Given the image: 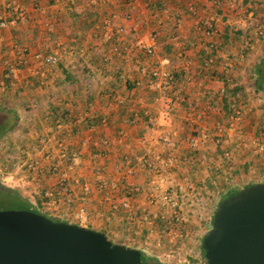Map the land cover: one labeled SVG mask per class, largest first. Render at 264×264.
I'll list each match as a JSON object with an SVG mask.
<instances>
[{
	"label": "crops",
	"instance_id": "crops-1",
	"mask_svg": "<svg viewBox=\"0 0 264 264\" xmlns=\"http://www.w3.org/2000/svg\"><path fill=\"white\" fill-rule=\"evenodd\" d=\"M106 18L110 19L111 32L107 39L104 37ZM0 21L5 24L0 27V109L18 113L15 117L10 112V121L3 117L1 136L13 132L22 147L34 141L39 152L31 155H54L57 153L54 140L59 130L70 129L69 135H72L91 118L93 124L84 128L91 140L146 141V151L141 154L135 144V149L121 148L111 155L118 153L124 158L111 167L116 175L113 178L95 182L93 179L101 178L92 175L87 181L80 179L79 195L89 200V206L99 204L102 209L99 219L90 220L85 226L120 232L133 240L124 244L137 248L134 237L148 236V247L153 251V241L163 233L165 219L159 218L162 214L157 208V198H149L151 204L144 199L148 198L144 188L156 191L157 187L147 186L145 182L144 156L151 157L152 164L157 165L167 152L151 145L168 135L175 140L183 136L191 139L193 132L199 135V131L206 129L214 139L238 137L239 133L234 132L233 125L229 126L227 117L225 122L221 119L219 123L218 119L227 115L224 96L228 95L230 112L236 108L233 96H229L236 86L231 81L232 49L237 45L233 34H240L239 26L247 31L261 27L259 32L263 33L264 0H0ZM206 24H210L209 34L203 31ZM119 26L122 31L117 30ZM149 29L157 34L152 55L143 51L149 41ZM100 36L110 46L109 52H100L102 48L87 52V43L92 45ZM163 45L169 46L168 53L159 52ZM21 47H25L26 52L17 54L16 50ZM53 51L59 53L54 64H40L33 57L34 52ZM9 61L24 64L18 70L13 69L14 74L11 71L12 76L18 74V84L6 88L1 74L10 65ZM47 65L49 69L43 70ZM63 68L77 81L60 88ZM31 78L39 83L46 80L48 85L32 88L28 85ZM169 78L170 82L162 84V80ZM46 94L49 98L43 100ZM204 105L211 106L216 114L203 123L201 119L207 116L202 111ZM58 110H66V118L56 116ZM141 114L145 115L146 122L139 121ZM144 123L149 127L144 128ZM177 126H188V132H180ZM251 136H255L251 140H260L258 147L264 146V132L259 127ZM242 137L247 138V135ZM259 148L264 150V147ZM173 155L184 158L186 152ZM22 156L28 157L27 154ZM259 160L264 172L263 151ZM115 177L118 182L114 181ZM65 180L67 185L73 182ZM85 183L88 187L84 186L86 191H83L80 186ZM77 185L74 183L67 188L72 193L71 201L77 195L74 189ZM148 195L156 194L150 191ZM134 212L140 218H149L138 228L141 230L138 234L133 229Z\"/></svg>",
	"mask_w": 264,
	"mask_h": 264
},
{
	"label": "rangeland",
	"instance_id": "rangeland-1",
	"mask_svg": "<svg viewBox=\"0 0 264 264\" xmlns=\"http://www.w3.org/2000/svg\"><path fill=\"white\" fill-rule=\"evenodd\" d=\"M143 28H145L144 25ZM238 28H241L240 34H233L235 37L234 42H237V45L233 46L232 49L233 58L231 65L233 67L231 69L233 75H231V81L236 86H241V88L235 93H232L233 91L230 93L236 103L233 106L235 105L234 107L239 110V118L236 123H233L234 132L239 133L237 134L238 137L232 139L234 138L232 136H222L216 142L210 134L205 139L194 135L195 141L193 142L185 136L180 140H175V138H171L168 135L164 137L165 139L157 140L158 142L151 145L156 146L155 148L163 149L162 152H167L165 156L162 154L165 160L162 159L157 165L152 164L151 157H147L146 163L143 161L146 165V170L143 174L146 176L145 182H148L147 186H157L156 191L144 188L143 190L148 196V198L144 197V199L149 201L151 197L157 198V208L162 214V217L159 218L165 219L161 228L163 233L153 241V251L148 247V236L142 235L139 237L138 235L136 238L134 237V239H137L136 244L143 250L141 257L146 259L144 254L149 256L148 264H203L204 260L198 243L200 235L205 230L211 216L212 208L218 197L217 194L224 191L227 182L234 186H240L245 181L258 178L264 179V172H262L261 168L263 163L259 162L261 152H264V150L257 146V141L259 142L260 140H251V137L255 138V136H251V132L259 127V116L264 111V30L263 33H260L261 27L253 28L250 31L243 30L242 26ZM148 31L151 30L149 29ZM153 32L156 34L154 29ZM101 38L102 36L96 38L95 42L91 43L92 45L87 43L86 51L91 53L102 48L100 52H109L108 48L110 46ZM98 41H101V43ZM239 42L241 43L239 44ZM14 47L18 48L16 45ZM256 62H259L260 65L261 69L259 71L253 70ZM9 64L11 66L10 69L18 70L20 68L17 61H9ZM230 66L228 65V67ZM49 67L50 65H47L42 68L43 70H48ZM14 80L16 83L13 84L17 85L18 74L14 76ZM206 110L210 112L206 113ZM202 111L207 115L201 119L203 123L209 120L210 115L215 116L216 114V112H213L214 110H211V106L204 105ZM230 113L228 112L227 115L219 117V123L221 119L222 122H225V118ZM11 118V113L4 111V119L10 121ZM175 128H179L180 132L184 134L188 132V126L182 128L177 126ZM159 129L157 128L156 130ZM69 130L65 128L59 130V136L54 140L57 149V153L54 155H31L33 152H36V154L39 152L34 141H29L26 143L27 147H22L18 139L14 137L16 134H13V132L0 136V184L15 187L22 195L31 197L32 193L42 185V178L38 177L36 173L43 166L54 161V164L58 166L59 173L56 172V175L50 176L49 182L53 184L55 180H60L61 178H66L70 182L72 180L73 182L69 183V185L78 184L74 187L77 195L73 196L74 200L72 199L71 201L72 193L70 194V191L67 190L69 185L66 184L59 188H52L51 185H48L49 188L45 192L48 199L39 211L48 217L62 218L66 221L85 225L90 224V220L99 219L102 209L99 208V204H93L94 206L91 204L89 206V200L83 195H79L80 179H86L87 181L88 176L92 175H97L98 178H101L96 179L94 177L95 179L93 180L95 182L113 178L116 175L111 172V167L119 162H114L111 155L114 152L121 151V148L132 147L135 149V144L140 146L139 149H136L141 154L146 151L147 142L91 140L87 138L85 133L87 130L84 128H77V132L72 135H69ZM51 131L49 130L48 132ZM205 131L207 130L205 129ZM243 134L247 135V138L242 137ZM188 136L190 137L191 134H188ZM43 141L41 140V142ZM235 142L238 143L237 146H234ZM88 143H92L94 147L102 152L96 153L92 157L89 155L75 157L69 165L65 163L63 157L69 144H73L80 151L88 153L86 147ZM125 143L129 145H125ZM189 145L194 146L198 151L193 161L173 155V153L183 155L185 152L188 154ZM23 154H27L28 157H23ZM111 158L112 162H109ZM114 181L118 182L117 177L114 178ZM84 186L88 187V184L85 183V185L80 186L83 191H86L83 189ZM2 191H0V209L20 207L18 202L10 199L4 189ZM150 191L156 195H148ZM70 202L73 204L70 205ZM147 204H151V202L149 201ZM79 206H82L86 212V220L84 222H79L77 218L76 212ZM102 206L104 205L102 204ZM147 209L149 208L147 207ZM132 216L135 224L133 229L138 234L139 231L141 232L138 228L143 227L149 218L147 216L140 218L135 212L132 213ZM109 224L111 223L109 222ZM104 233L113 241L115 239L123 240L124 243L133 241L128 238L129 236H125L120 232L106 231Z\"/></svg>",
	"mask_w": 264,
	"mask_h": 264
},
{
	"label": "water",
	"instance_id": "water-1",
	"mask_svg": "<svg viewBox=\"0 0 264 264\" xmlns=\"http://www.w3.org/2000/svg\"><path fill=\"white\" fill-rule=\"evenodd\" d=\"M203 264H264V181L222 197L200 239ZM0 264H144L137 247L25 208L0 209Z\"/></svg>",
	"mask_w": 264,
	"mask_h": 264
},
{
	"label": "trees",
	"instance_id": "trees-1",
	"mask_svg": "<svg viewBox=\"0 0 264 264\" xmlns=\"http://www.w3.org/2000/svg\"><path fill=\"white\" fill-rule=\"evenodd\" d=\"M91 20H93V19L91 18ZM169 51H170L169 46L163 45V46H161V49H160L159 52L162 54V53H168ZM25 52L26 51H24V53ZM23 64H24L23 62H19L18 65H19V67H22ZM10 67L11 66L6 67L3 70L4 73L1 74V80H2L3 84L6 86V88L10 87L11 85H13V83H15L14 82L15 81L14 80V76L11 75V69H10ZM260 69L261 68H260L259 62H256L255 65H254V67H253V70L254 71H259ZM62 74H63V78L59 82L60 88H65L66 86H69V85H72V84L76 83L77 80H76L75 76L73 74L69 73L65 68L62 69ZM220 78L223 81L225 80L224 77H222V76H220ZM165 81L166 82L167 81L170 82V79H165ZM171 83H172V81H171ZM28 85L32 86V88H35V86H37V87H45V86L48 85V82L45 80V81L39 83L38 80H36L35 78H31L28 81ZM240 88H241V86H235L234 89L232 90L233 91L232 93H235ZM230 93H229V96H230ZM226 96H228V95H226ZM226 96H224L222 98V100L224 102L223 105L225 106V109L227 110V113H228V112H230L231 109L229 110V108H227L228 107V100L229 99ZM86 97L89 98V94ZM48 98H49V94H46V96H43L42 99L43 100H48ZM4 111L5 110H2V108L0 109V136L2 135L1 134L2 133L1 130L3 129L2 121H3V117H4ZM10 112H13V114L15 115V117L18 116V113L15 110L10 111ZM57 112H58V114L57 115L55 114L56 116H59L61 119L66 118V110H58ZM144 116L145 115L141 114V116L139 118V121L146 122V118ZM92 124H93V119L87 118L85 120L84 124H82L81 127L82 128H87V127L91 126ZM143 127L146 128V127H149V126L146 123H144L143 124ZM259 128L262 130V132H264V111H263L262 115L259 117ZM196 134L197 133H195V132L192 133L193 136L196 135ZM86 147L88 149V153H85L83 151L78 150L77 146H74V145L73 146L72 145L68 146L66 148V150H65V156L63 157L65 159V163L67 165H69V164H71V162L73 161V159L75 157H85L86 155H89L90 157H92V155H94L96 153H101L102 152L100 149L94 147V145L92 143H88ZM139 148H140V146L138 145L137 146V149H139ZM187 153L188 154H186V157H184V158L188 159L189 161H193V159L196 157L198 151L196 150V148L194 146H190L189 145L188 146V152ZM128 157H129V160H131V157L130 156H128ZM147 157H149V156H147V155L144 156V160L143 161L145 163L147 162V159H148ZM113 160H114V162H119V161L124 160V158L122 157V155H120V154L117 153L116 155L113 156ZM56 172L59 173L58 172V166H56V164H54V161L51 162L50 164H47L46 166H43L40 169V171L38 173H36V175L38 177H41L42 178L41 179L42 180V185L34 193H32L31 197L24 196L15 187L7 186V185H4V184H0V191L3 192L2 189H4V191L6 192V194H8L10 196V199H14L16 202H18L20 204V207L19 208H25V209L32 210V211H35V212H40L39 209H41L43 207V204L48 199V196H47V194L45 192H46V189L49 188L48 185H51V183L49 182V177L52 176V175H54ZM250 182H253V180L246 181V182H244L240 186H234V185L229 184L230 182H227L224 191H222V192H220V193L217 194L218 197H217V199L215 201V205H216V203L222 197H224V196H226V195H228L230 193L235 192L239 187H241V186H243L245 184H248ZM53 185H54V188H59L61 186H65L66 185V180H65V178H61L60 180H55L54 183H53ZM22 205H24V206H22ZM215 205L213 206L212 211L214 210ZM212 211H211V214H212ZM50 218L64 220L62 218H54L52 216ZM210 218H211V216H210ZM210 218L208 220V223H207V226H206L205 230L208 228V226L210 224ZM205 230L200 235L199 243H198L199 249L201 251L202 258H203V255H202V249L200 247V239H201L203 233L205 232ZM102 232L104 233V231H102ZM115 241L124 243L123 240H119V239H115ZM138 249L140 250V259H141V261L144 264H148L147 263L148 262L147 260L149 259L148 258L149 256H147V254H144L145 257H146V259H143L141 257V253L143 252V250L140 247ZM203 260H204V258H203Z\"/></svg>",
	"mask_w": 264,
	"mask_h": 264
},
{
	"label": "built area",
	"instance_id": "built-area-1",
	"mask_svg": "<svg viewBox=\"0 0 264 264\" xmlns=\"http://www.w3.org/2000/svg\"><path fill=\"white\" fill-rule=\"evenodd\" d=\"M109 21L110 19L109 18H106L104 20V25L107 27L106 28V32L104 34V37L107 39L111 36V32H110V28H109ZM5 24L3 21H0V27H3ZM118 31H122V27L119 26L117 28ZM204 33L205 34H209L210 33V24H206V27H204L203 29ZM155 33L153 31H149L148 33V38H149V41L146 45H144V48H143V51L145 54L147 55H152L154 53V50L156 48V38H155ZM17 54H20V53H24V51H26V48L25 47H21L20 49H17ZM33 57L35 59H37V62H39L40 64H54L58 61V58H59V53L56 52V51H53L51 53H48V54H42V53H39V52H34L33 53ZM11 71L13 72L14 70L11 69ZM14 74V72H13ZM170 79V78H169ZM167 83L166 81H163L162 80V84H165ZM239 118V110L238 108H235L233 109V112L230 113L228 116H227V120H228V123H229V126H232L233 123L237 122V119ZM208 132L205 131V130H201L199 131V135L198 137L201 138V139H205L208 137ZM191 140L194 142L195 139L194 137L191 138ZM216 142L219 141V138H215L214 139ZM238 143H234V146H237ZM256 146V145H255ZM259 147H263L261 145H259ZM77 218L79 220V222H84L86 220V212L84 210V208L82 206H79L78 209H77Z\"/></svg>",
	"mask_w": 264,
	"mask_h": 264
}]
</instances>
